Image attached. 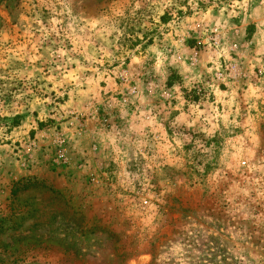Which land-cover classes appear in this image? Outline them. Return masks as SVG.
I'll return each instance as SVG.
<instances>
[{
    "label": "rangeland",
    "instance_id": "374dc122",
    "mask_svg": "<svg viewBox=\"0 0 264 264\" xmlns=\"http://www.w3.org/2000/svg\"><path fill=\"white\" fill-rule=\"evenodd\" d=\"M0 264H264V0H0Z\"/></svg>",
    "mask_w": 264,
    "mask_h": 264
},
{
    "label": "built area",
    "instance_id": "2783aa9c",
    "mask_svg": "<svg viewBox=\"0 0 264 264\" xmlns=\"http://www.w3.org/2000/svg\"><path fill=\"white\" fill-rule=\"evenodd\" d=\"M59 159H60V160L67 161V160H66V154H65V151H64V150H63V151H60V153H59ZM144 204H145V205H148V201H145Z\"/></svg>",
    "mask_w": 264,
    "mask_h": 264
},
{
    "label": "trees",
    "instance_id": "16d2710c",
    "mask_svg": "<svg viewBox=\"0 0 264 264\" xmlns=\"http://www.w3.org/2000/svg\"><path fill=\"white\" fill-rule=\"evenodd\" d=\"M33 185H42V186H45L44 184H42V183H39V182H33ZM27 187H29V186H27ZM27 187H25V188H27ZM17 191H19V189L18 190H15V192L14 193H17Z\"/></svg>",
    "mask_w": 264,
    "mask_h": 264
}]
</instances>
